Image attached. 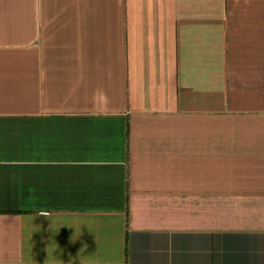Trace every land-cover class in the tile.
<instances>
[{
	"label": "crops",
	"instance_id": "0c3cea01",
	"mask_svg": "<svg viewBox=\"0 0 264 264\" xmlns=\"http://www.w3.org/2000/svg\"><path fill=\"white\" fill-rule=\"evenodd\" d=\"M0 264H264V0H0Z\"/></svg>",
	"mask_w": 264,
	"mask_h": 264
}]
</instances>
